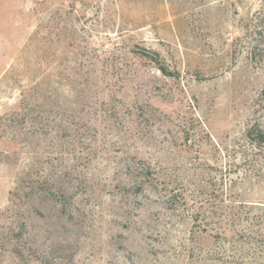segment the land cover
<instances>
[{"label":"rangeland","instance_id":"rangeland-1","mask_svg":"<svg viewBox=\"0 0 264 264\" xmlns=\"http://www.w3.org/2000/svg\"><path fill=\"white\" fill-rule=\"evenodd\" d=\"M263 19L0 0V264H264Z\"/></svg>","mask_w":264,"mask_h":264},{"label":"trees","instance_id":"trees-1","mask_svg":"<svg viewBox=\"0 0 264 264\" xmlns=\"http://www.w3.org/2000/svg\"><path fill=\"white\" fill-rule=\"evenodd\" d=\"M264 20V19H263ZM260 22V20L258 19V23ZM257 27H259L258 26V24H256V29H258ZM261 27V26H260ZM261 28H260V30L258 31V34L260 35V36H262V39L264 38V35L262 34L261 35ZM258 53V54H257ZM141 56H147V53L146 52H144V51H141L140 53H139ZM252 54H253V56L254 57H256L257 55H259V56H261L262 54H263V52H261V50H260V48H259V43L258 44H255V46H254V48H253V51H252ZM259 58H261V57H259ZM151 59H153L154 61H155V63H156V65H157V68L163 73V74H167L168 72H167V70L165 69V67L163 66V64H161L160 63V61L157 59V58H151ZM248 135L250 136V137H253V139L255 140V141H257V142H259V143H261L262 145H264V129L263 128H261L259 125H257V124H253V125H251L250 127H249V129H248ZM149 171H150V168L149 167H147V166H145V168H144V172H143V174H142V176H145V177H148V178H145L144 180L145 181H148L149 179H150V177L152 178V176H150L149 177ZM146 175H148V176H146ZM30 187L33 189V185L30 183ZM61 193H62V195L64 196V192L61 190ZM12 195H17V193H12ZM14 199L15 198H11L10 200L13 202L14 201ZM64 207H65V205H63ZM10 232L12 233V235H10L12 238L13 237H18V232L17 231H14V230H11L10 229ZM19 235H21L20 233H19ZM13 255H15V257L18 255V253H19V247H15V248H13Z\"/></svg>","mask_w":264,"mask_h":264}]
</instances>
